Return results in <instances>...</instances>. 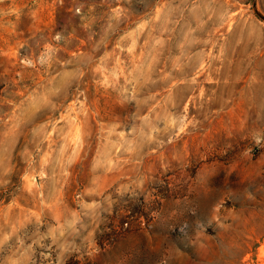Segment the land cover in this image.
<instances>
[{
    "label": "rangeland",
    "instance_id": "374dc122",
    "mask_svg": "<svg viewBox=\"0 0 264 264\" xmlns=\"http://www.w3.org/2000/svg\"><path fill=\"white\" fill-rule=\"evenodd\" d=\"M264 0H0V264H264Z\"/></svg>",
    "mask_w": 264,
    "mask_h": 264
},
{
    "label": "water",
    "instance_id": "95a60500",
    "mask_svg": "<svg viewBox=\"0 0 264 264\" xmlns=\"http://www.w3.org/2000/svg\"><path fill=\"white\" fill-rule=\"evenodd\" d=\"M257 14L262 18V19H264V16H262L261 14H259L258 12H257Z\"/></svg>",
    "mask_w": 264,
    "mask_h": 264
}]
</instances>
